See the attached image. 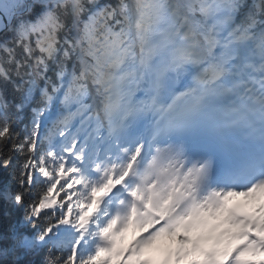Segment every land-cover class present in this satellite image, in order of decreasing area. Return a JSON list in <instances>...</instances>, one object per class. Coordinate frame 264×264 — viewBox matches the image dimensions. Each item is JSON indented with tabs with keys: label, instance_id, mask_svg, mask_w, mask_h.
Here are the masks:
<instances>
[{
	"label": "snow or ice",
	"instance_id": "obj_1",
	"mask_svg": "<svg viewBox=\"0 0 264 264\" xmlns=\"http://www.w3.org/2000/svg\"><path fill=\"white\" fill-rule=\"evenodd\" d=\"M0 81L5 264H264V0H0Z\"/></svg>",
	"mask_w": 264,
	"mask_h": 264
},
{
	"label": "trees",
	"instance_id": "obj_2",
	"mask_svg": "<svg viewBox=\"0 0 264 264\" xmlns=\"http://www.w3.org/2000/svg\"><path fill=\"white\" fill-rule=\"evenodd\" d=\"M0 93L3 94L4 98L9 102L10 108L9 112H14V108L11 107L14 103L19 101V94L14 92L12 85L10 83H4L0 81ZM29 113H25L26 119ZM26 122V121H25ZM8 173L3 169H0V187L5 180H7ZM13 190H15V185L13 186ZM23 209H13L9 214L4 205V201L0 200V230H6L11 225H17L23 219ZM22 231L26 232L27 234L31 235L33 233V229L31 227L23 228ZM47 256V250L38 257V260L42 261ZM0 264H5L4 259L0 258Z\"/></svg>",
	"mask_w": 264,
	"mask_h": 264
}]
</instances>
